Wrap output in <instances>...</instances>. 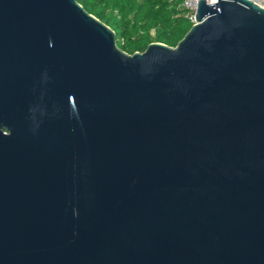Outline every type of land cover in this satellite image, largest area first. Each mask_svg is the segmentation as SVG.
I'll list each match as a JSON object with an SVG mask.
<instances>
[{"label":"water","instance_id":"95a60500","mask_svg":"<svg viewBox=\"0 0 264 264\" xmlns=\"http://www.w3.org/2000/svg\"><path fill=\"white\" fill-rule=\"evenodd\" d=\"M195 21L129 55L76 0H0V264H264V9Z\"/></svg>","mask_w":264,"mask_h":264},{"label":"trees","instance_id":"16d2710c","mask_svg":"<svg viewBox=\"0 0 264 264\" xmlns=\"http://www.w3.org/2000/svg\"><path fill=\"white\" fill-rule=\"evenodd\" d=\"M108 26L116 46L129 55L152 43L175 47L191 28L181 0H76Z\"/></svg>","mask_w":264,"mask_h":264},{"label":"built area","instance_id":"2783aa9c","mask_svg":"<svg viewBox=\"0 0 264 264\" xmlns=\"http://www.w3.org/2000/svg\"><path fill=\"white\" fill-rule=\"evenodd\" d=\"M199 0H181V8L185 11L186 17L188 21L191 23V25H195V15L197 10ZM207 5L209 4H215L216 0H204ZM252 2L255 5L260 6L264 9V0H248Z\"/></svg>","mask_w":264,"mask_h":264}]
</instances>
